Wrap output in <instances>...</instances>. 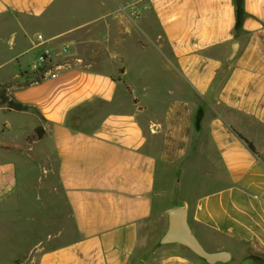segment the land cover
Here are the masks:
<instances>
[{"label": "crops", "instance_id": "obj_1", "mask_svg": "<svg viewBox=\"0 0 264 264\" xmlns=\"http://www.w3.org/2000/svg\"><path fill=\"white\" fill-rule=\"evenodd\" d=\"M242 8L236 33L235 0H0V49L19 69L33 65L0 84L33 108L18 112L33 121L24 139L44 129L76 232L31 256L5 250L0 264H206L180 244L137 253L143 222L170 209H154L158 165L201 175L179 206L207 250L264 260V0ZM43 46L61 68L28 82L37 61L26 56ZM13 112L0 106V126ZM1 137L3 221L17 211L26 143Z\"/></svg>", "mask_w": 264, "mask_h": 264}, {"label": "rangeland", "instance_id": "obj_2", "mask_svg": "<svg viewBox=\"0 0 264 264\" xmlns=\"http://www.w3.org/2000/svg\"><path fill=\"white\" fill-rule=\"evenodd\" d=\"M11 54L12 52L5 48L0 49V76H6L9 72L17 70L30 71V66H33L30 63L19 69L17 61L8 62ZM35 57L36 54L26 56L29 61L33 59L36 61L37 57ZM68 61L73 62L72 57ZM131 94L128 92L129 97L132 96ZM86 112L85 110V113H81L80 119L74 123L81 126ZM7 120L13 122V126L1 125L0 130L3 134L0 132V137L12 144L24 145L23 134L33 126V121L18 112H13ZM25 143V147L21 150L22 158L17 159L21 189L11 201L17 205V211L13 214L6 213V217L0 221V253L12 250L18 257L27 256L29 253L31 256L36 251L55 248L73 240L76 236L69 208L62 198L57 180V162L51 147L42 138ZM198 175L200 174L193 170L179 169L176 166L165 169L158 165L157 187L163 193L156 198L155 211L166 207H177L183 200L200 190V185L203 183L193 187ZM166 223V212L143 222L137 253L143 255L154 249ZM28 261L34 264L32 260ZM233 261L241 260L235 258Z\"/></svg>", "mask_w": 264, "mask_h": 264}, {"label": "water", "instance_id": "obj_3", "mask_svg": "<svg viewBox=\"0 0 264 264\" xmlns=\"http://www.w3.org/2000/svg\"><path fill=\"white\" fill-rule=\"evenodd\" d=\"M235 25L234 29L237 33L241 27L243 19L242 0H235ZM237 50V43L232 45L230 58H232ZM203 118V110L198 107L194 119L193 127L194 134L198 136L201 129V120ZM166 227L156 241V247H161L171 244H180L191 252L195 257L204 261L206 264H227L235 258L230 250L222 249L217 251L207 250L198 237L193 233L187 208L177 206L166 211ZM240 264H264V260L247 256L241 259Z\"/></svg>", "mask_w": 264, "mask_h": 264}, {"label": "trees", "instance_id": "obj_4", "mask_svg": "<svg viewBox=\"0 0 264 264\" xmlns=\"http://www.w3.org/2000/svg\"><path fill=\"white\" fill-rule=\"evenodd\" d=\"M47 67L32 72L31 80L28 82H38L43 78L42 73L46 71ZM0 106H4L7 110L22 112L33 110V108L27 104L20 102L19 100L8 95L7 84H0ZM44 135V129L41 126H37L34 131L28 134L25 138L27 143H31L35 140L42 138ZM241 138L245 140L242 136ZM246 141V140H245ZM247 142V141H246ZM248 147L254 151V148L247 142ZM255 257V256H252ZM258 258V257H256ZM262 259V258H259ZM263 260V259H262Z\"/></svg>", "mask_w": 264, "mask_h": 264}, {"label": "built area", "instance_id": "obj_5", "mask_svg": "<svg viewBox=\"0 0 264 264\" xmlns=\"http://www.w3.org/2000/svg\"><path fill=\"white\" fill-rule=\"evenodd\" d=\"M35 39L36 41L39 43V45H43V43L45 42V37L39 33L35 35ZM63 52L67 51V46H63L62 48ZM37 64L35 66V70H39L42 69L44 67H47L46 71H44L42 73L43 77L45 76H50V77H55V70H58L59 68H61V65L57 64L54 61V55L52 52V49L48 46H43L40 54L37 57Z\"/></svg>", "mask_w": 264, "mask_h": 264}]
</instances>
